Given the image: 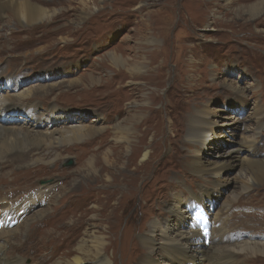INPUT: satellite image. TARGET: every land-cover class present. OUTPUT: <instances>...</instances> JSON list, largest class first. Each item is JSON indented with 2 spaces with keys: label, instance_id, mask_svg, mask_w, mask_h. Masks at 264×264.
<instances>
[{
  "label": "rangeland",
  "instance_id": "obj_1",
  "mask_svg": "<svg viewBox=\"0 0 264 264\" xmlns=\"http://www.w3.org/2000/svg\"><path fill=\"white\" fill-rule=\"evenodd\" d=\"M81 1L58 0L57 4L48 8L47 20L44 17L42 21L30 24L27 22L25 24L24 20L16 22L10 12L6 14L8 12L6 10L7 17L0 18V73L6 71L7 76V72H16L19 81L17 88L12 86L11 89L18 91L37 85L56 86V89L48 94L34 95L37 97L34 101L39 104L35 110L30 109L34 115L45 109L48 111L50 106H53L63 115L53 117L55 120L51 123L49 118L44 121L45 125L53 124L52 129L69 130L73 125H92L103 131L76 142H67L60 147L44 150L42 154L45 155L42 157H45V161L35 164L31 171H25L21 166L17 167L19 161L16 159L13 160V164L0 170V196L8 197L13 194L11 199L16 200L14 203L17 205L21 200L34 195L42 184H48L54 179L57 185L52 193L53 196H58L55 202L53 199L51 202L43 200L30 208L25 206V225L18 226L16 235L11 238L12 243L22 241L26 244L24 248H18L17 253L27 258V264L32 262L55 264L64 252L74 250L83 229L84 216L88 217L89 209L93 207L88 198L81 197L79 192L72 188L79 185L82 179L78 169L81 167L84 173L86 168L82 166L85 165L87 158L93 155L103 157L113 152V148L110 147L111 127L120 122L128 111L144 106L142 100L145 98V102H149L155 109L157 130L147 134L143 140L145 147L149 148L148 151L153 150V153L144 156L140 152L134 167L144 168L147 164L146 176L153 171L154 165H157V169L151 174V180L143 189L139 187L142 184L141 179L136 183L139 191L129 195L130 200L123 210L115 234H105V243L108 244L107 239L110 236L112 238L115 236L116 240L115 255H112L111 249L106 251L107 256L112 259L109 264H133L131 242L125 245L123 243L126 238L125 232L130 229L127 237L135 235L131 228L147 218L140 209L143 202L141 192L146 198H150L156 187L164 186L166 180L176 181L173 169L178 167L175 164L177 157L167 143L168 137L172 134L170 118L174 120L185 110V104L192 100V96L189 93L186 95L182 88L194 85L190 82L186 84V81L189 75L195 72L199 78L205 79L203 80L205 103L212 111L221 109L216 112L218 121L214 126V136L210 137L207 144L198 147L199 158L227 159L214 155L219 152L226 154L228 148L233 149L237 146L236 140L241 139L246 126L252 124L246 117L254 100L258 102L263 113L262 126L257 131L259 149L257 154H254L248 148H243L239 152V157L245 155L264 158V10L252 17L246 11L242 12L244 24H241L242 21L232 14V8L223 6L222 0H157L159 5L148 6L144 11L137 8L156 2L91 0L87 5L89 9H83L80 6ZM253 1L255 0H243L241 3L248 4ZM154 10H158V15L149 23L150 19L145 13ZM226 16L228 17L225 19ZM213 18L222 26L215 24ZM224 19L234 26L228 29L224 27ZM206 20L212 21L208 27L203 25ZM21 25L25 31L19 33L10 31ZM36 25L43 26L30 31V28ZM230 30L232 32H228ZM113 57H121L127 63H138L141 67L139 75L142 76L138 79L142 81L139 85L148 83L143 92H131L129 90L135 85L127 77L125 98L120 103L121 112L111 103L110 90L106 83L112 73L123 72L130 75L132 71L127 68V64L115 61ZM7 61L16 64H7ZM150 61L154 63L155 68L152 70L153 73L147 76ZM192 65L195 68L190 71L189 66ZM90 77L93 80L88 81ZM80 79L82 80L79 84L69 89L71 80ZM227 80L240 86H248L246 98L235 95L229 87L224 86ZM94 81L97 83L94 84ZM84 84L93 89L94 85L97 87L91 95L86 92H74L75 88L80 90ZM208 85L211 87H207ZM154 89L156 92L152 93ZM149 96H152L153 100H149ZM195 100L199 103L204 102L199 96ZM33 113L24 116L33 120L35 119ZM64 114L67 117L64 118ZM17 116L18 113L11 119ZM230 116L239 117V122L231 124L226 118ZM222 121L226 123H223L224 127L221 126ZM237 124L239 126L233 128V125ZM40 128H44V124H41ZM49 158L52 162L46 161L50 160ZM240 170V165H236L224 173L228 181L225 188H220V193L212 184L202 182L190 171H187L185 176L180 174L178 181V186L181 187L178 194L182 199L198 195L207 205L205 208L216 214L222 213L220 209L223 204H230V211L225 214L226 235L229 238L223 243L230 247L246 241L264 243V179L259 181L254 174L245 171L244 180H247L252 188L241 193L236 201H231L230 194L233 196L240 193L238 182L235 184L233 180L240 175L242 172ZM202 184L206 186L203 193L199 191L203 187ZM170 196L171 194L169 200L163 195L157 198L155 203L157 212L167 213L166 208L172 202ZM190 204V207H193V203ZM192 212L193 210L189 214L190 217L179 222L176 218L171 219L175 223L178 222L181 228L187 229L191 222H197L196 211L193 215ZM39 214L42 216L38 217ZM209 221L210 235L212 217H209ZM215 226L219 227L220 223ZM157 257L161 264L168 259L161 253ZM233 258L235 259L232 260V264H264L262 255L245 257L237 253ZM200 262L203 264L200 259L188 264ZM181 263L186 264L179 257L172 264Z\"/></svg>",
  "mask_w": 264,
  "mask_h": 264
},
{
  "label": "bare ground",
  "instance_id": "obj_2",
  "mask_svg": "<svg viewBox=\"0 0 264 264\" xmlns=\"http://www.w3.org/2000/svg\"><path fill=\"white\" fill-rule=\"evenodd\" d=\"M89 1L91 0H88V2L87 0H82L80 3L81 8H88L87 5ZM131 1L132 0H128V2ZM152 1L156 3L140 5L137 9L139 11H144L147 10L148 6H153L155 4L159 5L157 0ZM222 1H224L223 6L232 8V14H234L239 21H242L241 24H244L242 12L246 11V13L252 17L264 10V0H255L248 4H242L241 1L243 0ZM57 2L58 0H0V18L5 16L6 10L8 11L6 14L10 12L14 20L19 23L20 20H24L25 24L39 22L42 21L44 17L47 20L49 18L48 8L53 7ZM156 15H158V10L151 12L146 11L145 13V16L150 19L149 23L155 20ZM213 16L214 15H212V17ZM6 17L7 16H5V18ZM227 17L228 16H226L225 19ZM213 19L215 24L222 26L221 23L217 22L216 18ZM225 19L224 27L228 29L234 26L229 24L228 21H225ZM211 23L212 21L208 22V20H206L203 25L208 27ZM39 26L43 25L33 26L30 28V31L40 28ZM25 30L21 25V27H15L10 31L12 33H19ZM228 32L232 31L230 30ZM113 60L127 64V68L132 71L130 75L123 72L112 73L109 81L106 83L107 88L110 90L109 96L111 98V103L114 104L116 108H119L121 112L122 108L120 109V107L122 105H120V103L125 98L124 91H126L127 87L126 81L130 79L132 84L135 85V87L129 90L131 92H143L146 87L145 85L148 83L144 81V85H139V82L142 81L138 79L142 76L139 75L141 67L138 63H127V61L121 57H113ZM150 62V71L148 70L147 76L151 75L153 73L152 70L155 68L153 66L154 63H152V61ZM10 63L16 64L13 61H7V64ZM189 67L190 71H193L195 68L193 65ZM5 72L6 71L0 73L1 171L8 165L13 164L12 162L14 159L19 161L17 167L21 166L25 171H31L35 164L45 161V157H42L45 155L42 154L44 150H48L52 147H60L67 142H76V140L81 138H87L103 132L102 129L95 128L92 125H73L69 130L52 129L53 124L49 123L55 120L53 117H61L63 115L60 110L50 106L48 111L45 109L39 111L36 115H34L31 110H35L39 105L38 102L34 101V99L37 98L34 95L37 93L48 94V92L56 89V86L49 85L46 87L37 85L35 87L30 86L26 89L13 91L14 89H11L12 86L13 88H17L19 83L17 73L10 71V73L7 72V76H5ZM196 74L195 72L189 75V79L186 81V84L190 82L194 85H186L185 89L182 88V91L186 95L189 93V95L192 96V100L188 104H185V110L183 112L181 111L174 120L170 118L172 134L168 137L167 143L171 146L177 157V162L175 164L178 167H176L177 169H173L176 174V181H172L171 179L166 180L164 186L159 185L156 187L150 198H146L141 190L143 202L141 203L140 209L147 215V218L144 220L142 219L143 221L141 220L139 224H135L134 227L131 228L135 235L127 237L130 229H127L125 232L126 238L123 243L125 245V243H129V241L131 242L133 264H161L157 257L160 253L168 257L167 261L162 262V264H172L173 261H176L179 257L181 261L186 264L196 262L198 259H200L203 264H232V260L237 257L233 258V255L237 253L243 254L245 257L254 255L264 256V243L246 241L244 243L232 245L231 247L223 245L224 241L226 242L229 238L226 235L225 221L227 220L225 214L228 212L230 204H223L220 209L222 212L221 214H216L214 211H210L209 208H205L207 215L212 217L213 220L209 235L211 240H209L207 247L203 244L204 236L197 222H191V226L187 229L181 228L178 224L180 220H184V218L191 216H189V214H191L190 212L193 210V207H190V203L203 207L207 206L198 195H191V197H187L186 200L180 197L178 194L181 190V187L178 186L180 174L185 176V173L190 171L202 182L212 184L213 188L215 187L214 189L220 193V188H225L228 181V179L224 177V173L230 168L240 165V171L242 172L239 176H236L237 178H233L235 184L238 182L237 185L240 188V193L233 194V196L229 193L231 195V201H236L241 193L247 192L252 188V185H250L247 180H244L245 171L254 174L259 181L264 179V158L248 157L245 155L242 156V158L239 157V152L243 148H248L254 154H257L259 149L257 131L262 126L263 113L258 102L255 100L249 108L250 111L246 117L252 124L247 125L244 135L240 137L241 139L236 140L237 146H234L233 149L228 148L226 154H221L219 152L214 155L218 157H227V159L203 160L199 158L198 147L207 144L210 137L214 136V126L217 125L218 121L216 112H219L221 109L212 111L208 104L205 103V79L199 78ZM18 75H20V73H18ZM3 77L5 80L1 79ZM82 79L71 80L69 82V89L72 88L73 85L79 84ZM91 80H93L92 77L88 79V81ZM95 82L96 81H94V84ZM232 83L227 80L224 86L229 87V90L235 93V95L246 98L245 93L249 87ZM76 87H78V85H76ZM88 87V85L84 84L83 88H80V90L79 88L78 90L75 88L74 92H86L91 95L92 91H94L97 86L94 85V89ZM207 87L211 86L208 85ZM155 92V89L152 90V93ZM198 96L204 100L203 103H199L195 100ZM148 99L153 100L152 96H149ZM142 101L144 106H138L134 111H128L120 122L113 124L111 127L110 133L112 134V142L110 147L113 148V152L111 151V154H106L103 157L93 155V157L87 158L85 165H81L82 168H86L84 173L81 171V167L78 169L80 170L79 173L82 179H80L79 185L72 188L75 191L77 190L81 197L88 198L90 203L93 204V207L89 209L88 217L84 216L85 221L83 222V229L75 244L74 250L64 252V255L57 259L55 264H109L112 259L107 256V249H111L112 255H115L117 250L116 240H114L115 236L113 238L112 236L108 237L107 244L105 243V234H115L123 210L130 200L129 195L139 191L136 183L141 179L142 184L139 185V187L143 189L151 180V174L157 169V165H154L152 168L153 171L146 176V172L148 171L147 164L144 165V168L143 166L139 168L134 167L135 160L140 152H142L144 156L147 154L150 156L153 153V150L148 151L149 148L145 147L143 140L147 134L157 130L156 114L154 113L155 109L149 102H145V98H143ZM30 112L33 113L35 119L30 120V117L24 116V114L30 115ZM16 113H18L19 116L15 119H11L15 117ZM63 117L65 118L67 115ZM47 118H49L48 120H50V122L45 125L44 121ZM226 118L231 124H235L239 120L237 116ZM223 123H225V121H222L221 126L224 125ZM41 124H44V128H40ZM233 126V128H237L239 125ZM221 130L224 129L221 128ZM46 161L52 162V159ZM210 171L211 174H209ZM56 188L57 185L53 179L48 184H42L34 195L32 194L27 199L21 200V203L18 205L14 203L16 200L13 201L11 199L13 194L8 197L5 195L0 196V220L4 221L3 224L0 222V264H27V258L17 253V249L21 247L24 248L26 244L22 241L12 243L11 238L16 235L18 226L25 225L24 222L26 219L24 217L26 209L24 208L35 206V204H39L43 202V200H45V202H51V199H53L52 201L55 202V198H58V196H53L52 193ZM204 189H206L205 185H203L199 191L203 193ZM170 194L172 202L170 206L166 208L167 213L161 211L157 212L155 208L157 206L155 205L157 198L163 195L169 200ZM40 216L42 215L39 214L38 217ZM222 216L224 218H222ZM171 217L176 218L178 222L175 223ZM217 223H220L219 227L215 226ZM14 225L16 226L13 227ZM136 238L138 241H136ZM29 264L43 263L32 262Z\"/></svg>",
  "mask_w": 264,
  "mask_h": 264
}]
</instances>
